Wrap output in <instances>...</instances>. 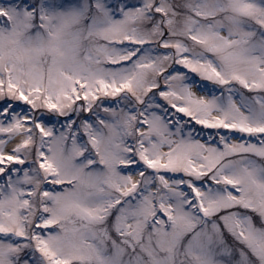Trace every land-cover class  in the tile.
<instances>
[{
    "label": "snow or ice",
    "instance_id": "1",
    "mask_svg": "<svg viewBox=\"0 0 264 264\" xmlns=\"http://www.w3.org/2000/svg\"><path fill=\"white\" fill-rule=\"evenodd\" d=\"M0 264H264V0H0Z\"/></svg>",
    "mask_w": 264,
    "mask_h": 264
}]
</instances>
